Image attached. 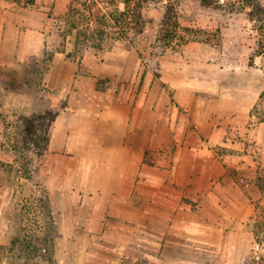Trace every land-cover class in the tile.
Returning <instances> with one entry per match:
<instances>
[{
  "label": "crops",
  "instance_id": "obj_1",
  "mask_svg": "<svg viewBox=\"0 0 264 264\" xmlns=\"http://www.w3.org/2000/svg\"><path fill=\"white\" fill-rule=\"evenodd\" d=\"M1 24L3 62L22 66L28 56L43 54L44 45L35 51L26 53L25 47L22 51L18 39L22 34L11 26L3 36ZM65 58L63 52H58L44 77L47 85L56 90L61 106L48 128L47 153L37 170L58 220L60 235L55 249L61 264H66L62 255L71 254L78 260L76 264H87L90 259L87 247L107 243L113 232L125 233L134 246L137 236H143L146 245L152 243V237L163 239L168 234H181L183 228L193 233L196 227L200 228L201 213L192 207L185 209L180 203L185 197L214 198L215 189L223 193L224 204L227 198L229 207L241 209L243 217L239 213V219L247 220L248 212L252 211L251 205L248 208L249 199L244 205L233 203L232 194L226 189L230 172L225 160L236 159L231 157L230 148L239 147L223 141L231 132L225 128L227 121L239 126L242 120L243 134L248 133V122L255 118L252 109L264 90L263 80L253 99L249 100L245 94L238 103L230 94L216 98L214 79L186 72L194 69L191 65L179 68L175 78L157 79L155 82L161 88L159 97H155L156 92L146 90L149 84L146 79L141 91L121 96L95 88L98 78L94 82L87 80L76 71L80 63ZM163 84L170 85L173 94L169 96ZM167 103L171 104L170 110L161 118V106ZM184 113L191 117V123L179 119ZM257 123L260 126L256 128L262 130L257 139L264 144V122ZM256 128L251 131L253 136ZM217 143L229 148V155H217L214 150ZM169 148L173 152L171 159L167 154ZM0 149L2 161H13L16 156L13 150ZM151 149H158L152 162L146 159ZM8 155L12 159H6ZM231 180L245 196L246 188L236 177ZM215 201H211L212 207L219 211L222 206ZM209 218L221 227L232 222L228 212ZM114 242L115 251L110 249L122 254L121 240ZM74 245H80L76 253Z\"/></svg>",
  "mask_w": 264,
  "mask_h": 264
},
{
  "label": "rangeland",
  "instance_id": "obj_2",
  "mask_svg": "<svg viewBox=\"0 0 264 264\" xmlns=\"http://www.w3.org/2000/svg\"><path fill=\"white\" fill-rule=\"evenodd\" d=\"M26 3V0H0V23H2V31L5 34L3 36L7 35L5 29L11 26L15 27L22 34L18 38L21 39L19 46L22 51L25 47L26 53L30 50L35 51L43 45L45 48L47 41L55 50L58 47H63L66 41L61 36V32L56 36L53 33V16L66 11L70 0H36L33 4L27 3L26 5ZM99 6L101 5L99 4ZM178 10L182 25L180 30L188 38L187 42L175 41L164 54L158 55L157 45L161 35L160 20L163 11L159 7H149L144 10L147 19L146 27L135 39L127 38L115 41L104 50L90 47L85 50L82 57L74 54L72 58L76 56V62L81 58V62L77 66V73H81L84 78L92 82L98 78L95 88L115 92L121 96L141 91L143 80L146 79L149 82L146 85V90L156 92L154 93L155 97H159L161 88H159V83L155 82L157 79L161 77L175 78L180 73L177 71L179 68L192 65L194 69L186 72L193 73L198 77L207 78L209 76L210 79H214L216 98H223V94L227 97L230 94L232 100L241 103L244 95L248 94L249 100L253 99L259 91L262 80L264 81V70L261 57H256L253 65L250 63L251 49L256 41L257 33L248 17L245 14L234 15L214 8L200 7L194 0H180ZM197 29H207L210 32L218 33L221 35L220 44L216 46L213 43L209 45L203 42L202 38L195 35ZM214 43H217L216 40ZM70 51L75 50L73 44L68 41L67 52ZM66 53H64L65 59L70 61L71 57H68ZM56 54L58 52L55 53V56ZM1 56L0 54V114L8 112L12 114L9 120L14 121L17 119L14 112L24 113L30 127L36 125L44 127V130L39 134L43 137L53 122L52 116L47 110L49 107L55 110L61 106L60 99L55 95L56 90L44 81L49 69L45 67L43 74L29 77L30 66L40 59L41 55L28 56L22 66H10L3 62ZM28 78L31 81V86L24 85ZM41 78H43L42 85L48 89H44L42 85H36V81ZM165 86L168 95L173 94V88L168 84H163V88ZM218 102L219 100L214 101L216 106H218ZM170 105L167 103L161 106V118L170 110ZM172 117L170 115V119H173ZM179 119L184 123H191V117L186 116L185 113L184 116L180 115ZM218 119L219 117H217ZM254 120L255 118H251L248 122L247 134H243L242 125L244 123L242 120L239 121V126H232L227 121L225 128L231 132L227 133L229 138L223 141L225 144L232 143L239 147L231 146L232 148H230L231 157L236 159L225 160L230 172L226 177V189L232 194L233 203L244 205L246 204L244 201L249 199L247 204L248 208L251 205L252 211L248 212L246 221L239 219L241 209L234 206L229 207L227 198L224 204V195L217 189L214 190V198L209 199L205 196L191 200L185 197L180 204L185 209L192 207L194 211L199 210L201 213L199 214L201 215V221L198 223L199 230L196 227L197 231L187 233L183 228L181 234H168L163 239L152 237V243L146 245L143 243V236H137L135 246L127 235H124L125 233L113 232L109 240H106L107 243L99 245L101 248L96 245L87 247L90 253L87 264H264V261L253 262V258L259 259L258 255L264 256V243H260L251 230L254 221L259 222L260 220L261 222L263 220L257 213L264 205V201L261 200L263 192L256 184L257 175L264 167V144L257 139V135L261 134L262 130L256 128L260 126V123ZM255 128L257 132L253 136L251 131ZM4 133H7V130L5 131L4 126L0 123V148ZM26 142L29 145L32 144L30 139H27ZM218 143L214 146L217 155H229V148ZM6 150L4 148V151ZM46 153L47 150L39 158H29L37 170ZM157 153L158 149L148 151L147 161H154ZM172 153V149L169 148L167 153L169 159H171ZM11 157L8 155L6 159H12ZM13 161L9 160L7 163L0 159V264H23L22 259L19 258L18 250L12 252L10 244L11 239L18 232L21 217L20 207L16 205L14 197L17 180ZM170 165L168 164V166ZM36 172L38 174V171ZM234 177L246 188V195L249 197L240 194L239 189L231 180ZM214 199L222 206L219 211L212 207L211 201ZM224 211L231 213L232 217V222L227 227L218 226L217 221L209 218V216L218 218L219 214L226 213ZM240 214L243 217V213ZM184 217L195 219V216L192 215L190 217L184 215ZM213 224H215L214 228ZM204 226L207 228L205 229ZM208 227H212V229H208ZM124 231L122 229V232ZM115 239L121 240L124 254L114 252ZM110 248H113L114 251ZM74 249L75 253L78 252L80 245H74ZM62 256L66 258V264H76L78 261L72 254L70 257L69 255ZM56 257L61 264L57 254ZM248 260L251 261L248 263Z\"/></svg>",
  "mask_w": 264,
  "mask_h": 264
},
{
  "label": "trees",
  "instance_id": "obj_3",
  "mask_svg": "<svg viewBox=\"0 0 264 264\" xmlns=\"http://www.w3.org/2000/svg\"><path fill=\"white\" fill-rule=\"evenodd\" d=\"M26 1L28 4H33L36 0ZM179 1L70 0L66 11L53 16V33L56 36L61 32V36L66 43L63 47H58L55 50L47 41L40 59L30 66L29 77L43 74L45 67L49 69L56 52H67L68 41L73 44L75 51L66 54L71 57L70 60L77 61L76 56L75 58H72V56L77 54L82 57L85 50L90 47L104 50L109 48V45L111 46L115 41L127 38L130 40L135 39L146 27L147 19L144 10L149 7H159L163 11L160 20L161 35L157 45V54H164L175 41L179 43L188 41L186 35L180 30L182 25L178 10ZM194 1L200 7L214 8L234 15L245 14L253 23V29L257 33L256 41L251 49L250 63L253 65L255 58L261 57L264 70V0ZM122 4L123 7H121ZM195 35L202 38V41L209 45L213 43L217 46L221 42V35L207 29H197ZM215 40L217 43H214ZM78 62H81V58ZM42 79L36 81L37 86L43 84ZM24 85H32L29 78ZM42 86L44 89H48V87ZM47 111L52 116L51 120L58 113V109L53 110L52 107H49ZM14 113L17 115V119L14 121L9 120L12 114L8 112L0 114V123L4 126V130H7V133L3 134L1 147L13 150L16 154L13 161L17 180L14 197L21 212L18 232L11 239V251L18 250L19 258L22 259L23 264H59L55 254L56 239L60 235L56 213L53 209L49 191L41 182L36 172L37 168L29 161L30 157L39 158L47 150L50 137L49 130L47 129V133L41 137L39 134L44 130L42 125L30 127L24 113ZM252 115L255 116L257 121L264 122V90L252 109ZM6 121H9V123H6ZM27 139L31 140V145L26 142ZM256 184L263 192L261 200L264 201V167L257 175ZM257 214L263 220L261 222L260 220L259 222L254 221L251 230L257 240L264 243V205ZM257 258L259 259L253 258L254 263L264 261V256L258 255Z\"/></svg>",
  "mask_w": 264,
  "mask_h": 264
}]
</instances>
